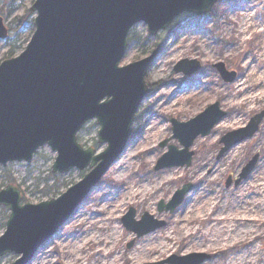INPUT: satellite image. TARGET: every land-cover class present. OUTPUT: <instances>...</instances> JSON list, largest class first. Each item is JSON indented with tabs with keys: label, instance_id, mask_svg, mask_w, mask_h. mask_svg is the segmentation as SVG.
Masks as SVG:
<instances>
[{
	"label": "rangeland",
	"instance_id": "obj_1",
	"mask_svg": "<svg viewBox=\"0 0 264 264\" xmlns=\"http://www.w3.org/2000/svg\"><path fill=\"white\" fill-rule=\"evenodd\" d=\"M34 2L0 0V16L7 14L6 24L14 30ZM27 31L21 35L24 43L33 35L30 29ZM13 35L12 40L16 38ZM10 49L8 41L0 43V64L8 59ZM21 52L18 50L15 56ZM154 52L159 55L146 75L150 94L131 128L129 153L83 201L71 224L49 240L31 264H65L74 247L82 258L76 264H98L102 259L103 264H155L171 256L191 254L209 255L204 264H264V121L253 138L217 159L220 140L247 127L264 111V0H223L210 15H184L154 36L145 24H139L131 31L121 66L145 60ZM183 60L199 62L200 71L192 76L176 73L175 66ZM220 63L237 75L233 83L222 79L215 67ZM243 84L244 91L239 93L238 87ZM216 103L227 116L208 137L194 142L191 166L156 171L169 147L182 149L173 138L171 120L188 122ZM99 130L100 126L91 121L78 135L79 143L97 154L107 148L98 143ZM164 142L167 144L162 147ZM256 155L259 163L250 177L237 187L232 184L227 188V180L235 181ZM56 157L45 147L30 164L0 166V190L15 184L24 194L23 205H39L57 199L90 172L87 168L52 175ZM145 183L149 189L132 193ZM187 185L192 190L181 206L173 214L160 213V202L169 203ZM113 207L117 214L114 220L110 216ZM131 208L136 211V221L147 213L166 226L136 239L122 223ZM1 209L0 233L4 234L10 212ZM247 218L253 222L248 223L251 220ZM209 220L222 221L214 226ZM240 228L244 230L235 236ZM116 232L119 235L114 238ZM91 234L93 241L82 245ZM94 238H99L97 244ZM20 259V255L7 254L0 258V264H15Z\"/></svg>",
	"mask_w": 264,
	"mask_h": 264
},
{
	"label": "water",
	"instance_id": "obj_2",
	"mask_svg": "<svg viewBox=\"0 0 264 264\" xmlns=\"http://www.w3.org/2000/svg\"><path fill=\"white\" fill-rule=\"evenodd\" d=\"M220 1H35L31 8L36 15L35 32L30 42L20 56L0 65V166L30 164L40 149L48 147L57 154L53 174H67L73 169L91 171L59 198L39 205H22L23 194L15 185L0 190V207L10 211L6 238H0V258L15 254L21 256L15 264H31L128 149L135 116L149 94L146 74L158 56L156 52L120 67L131 30L144 23L154 36L183 14H209ZM8 36L9 30L0 17V42ZM200 68L197 61L183 60L175 72L191 76ZM216 68L226 82L236 79V74L227 72L223 64ZM226 115L216 103L187 123L172 120L173 138L183 149L170 147L155 170L189 168L194 142L209 136ZM263 120L261 112L246 128L224 136L218 160L234 146L253 138ZM91 121L100 126L98 143L107 145L101 154L93 148L85 150L78 143V134ZM258 161V155L252 158L235 186L251 175ZM231 185L229 179L227 187ZM191 190V185L184 186L167 205L160 202L159 212L173 214ZM135 218L136 211L130 209L122 223L137 239L166 226L147 213L140 221ZM210 258L206 254L171 256L155 264H204Z\"/></svg>",
	"mask_w": 264,
	"mask_h": 264
},
{
	"label": "bare ground",
	"instance_id": "obj_3",
	"mask_svg": "<svg viewBox=\"0 0 264 264\" xmlns=\"http://www.w3.org/2000/svg\"><path fill=\"white\" fill-rule=\"evenodd\" d=\"M244 88H245V84H243V85H239V87H238V91H239V93H241L242 91H244ZM220 125V124H219ZM218 125V126H219ZM129 151H130V148H129V150H127L126 152H125V154L122 156V158H121V160L129 153ZM121 160H119L117 163H116V165H119L120 163H121ZM147 182V181H146ZM151 187V186H150ZM147 189H149V185H147V183H145V185L143 186V187H140V188H138L137 190H133L132 191V193H136V192H138V191H146ZM96 190V189H95ZM95 190H93V192L95 191ZM256 195V194H255ZM79 211H80V209L79 210H77V212H76V214L75 215H77L78 213H79ZM95 214V213H94ZM116 213H115V208L113 207L111 210H110V216H111V218H112V220H114V219H116ZM252 217H253V215H251ZM250 216V217H251ZM209 218V217H208ZM208 218H207V220H208ZM74 219V218H73ZM73 219L69 222V224H71V222L73 221ZM247 219H249V220H251V218H247ZM207 220H203V221H207ZM109 220H107V222H108ZM210 221V223L212 224V225H219L220 223H221V221L222 220H218V221H211V220H209ZM208 221V222H209ZM243 222H246V221H243ZM251 222H253V220H251V221H248V223H251ZM102 223H103V221H101L98 225H102ZM115 231L117 230V228H115L114 229ZM233 230L234 229H232V233H233ZM241 230H244L243 228H240V229H238L237 231L238 232H236L235 231V236H237V233H240L241 232ZM119 235V232H116L115 234H114V238L115 237H117ZM93 235L91 234V235H89V236H87V237H85V239H84V241L81 243L82 245H84L85 243H88V242H91V241H93L92 239H93V237H92ZM241 236V235H240ZM239 236V237H240ZM99 241V238H94V242L97 244V242ZM104 248H108L107 247V245H105V247ZM98 250V249H97ZM107 253H110L109 251L107 252ZM110 254H108V256H109ZM82 258H81V254L79 253V251H77V249H76V247H74V248H72V253L71 254H69V257L67 258V260H66V262H65V264H76V262H78V261H80ZM140 259H138L137 261H139ZM36 262V261H35ZM103 262H104V259H102V261H100L98 264H103Z\"/></svg>",
	"mask_w": 264,
	"mask_h": 264
},
{
	"label": "trees",
	"instance_id": "obj_4",
	"mask_svg": "<svg viewBox=\"0 0 264 264\" xmlns=\"http://www.w3.org/2000/svg\"><path fill=\"white\" fill-rule=\"evenodd\" d=\"M4 17L7 18L8 15L5 14ZM16 23H17L16 29L13 30L9 28L11 34L14 33L12 37H16V38L12 40L11 37H9V39L7 40L11 44V49L6 55V58L8 59L15 57V54L18 50H22V51L24 50L27 43L22 42L21 35L25 33L28 29H30L31 34L34 33V25H33L34 20H33V15L31 14L30 11L28 12V15L26 17L19 19ZM1 211L5 212L6 210L1 209Z\"/></svg>",
	"mask_w": 264,
	"mask_h": 264
},
{
	"label": "snow or ice",
	"instance_id": "obj_5",
	"mask_svg": "<svg viewBox=\"0 0 264 264\" xmlns=\"http://www.w3.org/2000/svg\"><path fill=\"white\" fill-rule=\"evenodd\" d=\"M0 237L6 238V237H4V234L3 233H0Z\"/></svg>",
	"mask_w": 264,
	"mask_h": 264
}]
</instances>
